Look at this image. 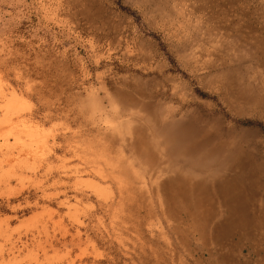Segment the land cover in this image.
Listing matches in <instances>:
<instances>
[{
    "label": "rangeland",
    "instance_id": "374dc122",
    "mask_svg": "<svg viewBox=\"0 0 264 264\" xmlns=\"http://www.w3.org/2000/svg\"><path fill=\"white\" fill-rule=\"evenodd\" d=\"M263 85L264 0H0V264H264Z\"/></svg>",
    "mask_w": 264,
    "mask_h": 264
},
{
    "label": "bare ground",
    "instance_id": "6f19581e",
    "mask_svg": "<svg viewBox=\"0 0 264 264\" xmlns=\"http://www.w3.org/2000/svg\"><path fill=\"white\" fill-rule=\"evenodd\" d=\"M232 70V69H231ZM246 72V71H245ZM236 74V73H235ZM238 74V73H237ZM242 74H243V72H242ZM246 74V73H245ZM251 75H253V74H251ZM244 76V75H243ZM225 79V78H224ZM249 79V78H248ZM246 80V79H245ZM248 82V81H247ZM224 83H226V82H224ZM244 83V82H243ZM237 85V84H236ZM225 86V85H224ZM264 86V85H263ZM231 88V87H230ZM244 88V87H243ZM236 90V89H235ZM242 90V89H241ZM235 93V92H234ZM247 93V92H246ZM238 95V94H237ZM241 95V94H240ZM258 96V95H257ZM262 96V95H261ZM239 97V96H238ZM253 101V100H252ZM205 159V158H204ZM206 161V160H205ZM211 164V163H210ZM197 165H199V164H197ZM204 165V164H203ZM206 165H209V164H206ZM216 167V166H215ZM212 168V167H211ZM198 169V168H197ZM209 169H210V167H209ZM213 169V168H212ZM205 171V170H204ZM216 173V172H215ZM206 174V173H205ZM200 175V174H199ZM217 175V174H216Z\"/></svg>",
    "mask_w": 264,
    "mask_h": 264
}]
</instances>
